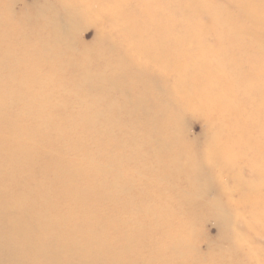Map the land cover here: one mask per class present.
Here are the masks:
<instances>
[{"label": "rangeland", "instance_id": "1", "mask_svg": "<svg viewBox=\"0 0 264 264\" xmlns=\"http://www.w3.org/2000/svg\"><path fill=\"white\" fill-rule=\"evenodd\" d=\"M59 1L0 0V13L3 15V19L0 20V33L4 35L0 42L5 52V58L9 60L7 68L15 67L19 68L18 73L25 70L24 73L34 74L30 79L26 76L22 77V74L18 75L15 81L26 83L32 81V90H36L29 94H26L24 90H16L20 98L14 96L7 105H3L9 113V121H12L11 126L13 127L7 123L0 125L1 139H27L26 134L28 133L25 130V125H31V122L35 124V136L50 138L52 137V134L49 133L51 120L45 118L49 115L52 120L62 118L77 124L79 130L74 133L76 137L69 135L72 139L69 138L65 141L71 143L77 139V142H80L79 139L83 138L88 122L79 123L76 113L80 98L85 99L87 95L70 91L83 89H71L68 88V84L70 85V81L74 77H82L80 86L86 89L87 83L93 79L92 75L104 76L107 81L112 77L117 78L118 84L121 85L120 90L124 91V95L132 98L139 94L140 104L145 105L141 108L146 109L142 112L140 104L131 105L120 94L111 92L114 90L111 86L107 85L102 89L95 88L94 90L98 93L95 96V101L100 107L108 108V115L105 114L106 121L109 122L107 146L105 141L80 142L84 150L87 151L86 153L72 150L55 151L41 142L34 141L31 142L32 146L39 148L42 153H53L63 162H83L85 155L90 156V161L99 169H103L100 173H104L100 175L99 171L93 170L87 176L86 182L83 181L78 186L79 189H85L89 184H93L95 189L104 183L109 186V183L120 172L128 171V179L124 180V182L128 181L127 188H131L137 195H141L143 194L142 188L135 179L139 177L146 181H152L155 183L153 186L155 190L150 200L156 202L161 208L170 209L171 205L168 203L171 200L166 201L167 194L171 191L176 193V191H180V188L188 189L189 184L185 182V178L189 174H185L186 170L178 172L176 169L170 168L168 175L162 180L158 174L159 171H155L157 167L154 160L147 157V161L154 164L152 171L157 175L153 176L147 171L148 176L145 170L141 172L142 170L136 166V155H134L139 149L143 154L146 151L147 146L144 143L140 146L141 139L148 135L145 124L155 120L158 123L161 117H166L170 136L175 139L174 141L183 144V150H189L190 157L199 163L197 167L201 169L199 171L201 179L195 184L196 190L191 194L192 198L195 194L193 198L195 204L192 203L195 214L190 217L191 221L187 222V231L190 230V233L186 239L190 244L192 254L197 258L202 256L207 260V263L213 259L210 263L217 264V257L211 253L218 251L226 253L229 247L237 245L238 248H235L233 252L239 253L243 259L240 264H264V221L258 220V218L253 222L252 219L253 215L264 213V200L263 203L256 206L250 205V201L247 200V192L234 188L236 186L234 179L221 168L212 165L205 150L210 134V126L207 125L205 112L209 110L199 109L198 105L202 101V97L196 93L197 91L204 92L205 96L213 98V93L225 90L236 100H244L242 103L240 102L241 105L246 103L253 108L257 105L259 112L256 119L252 117V120L247 121V124H250V130L255 122L254 127L257 131L264 129V100L258 99L254 93L246 97L240 91L245 90L241 84H243V79L248 76L250 64L252 62L264 63V0H146V2L145 0H117L118 4L125 1L118 9L111 7V3L107 0V15H109L107 23L100 18L101 11L99 9H102V5L100 7L97 0L89 3V9L98 12L97 18L91 14L90 18L82 15V18L72 19V27L60 32L61 36H57L56 41H53L54 38L56 39L55 36L44 34L47 38L44 40V47L52 48L54 46L65 52L59 57H53L52 54L51 58H48L46 53L42 54L43 50L41 52L35 50L41 48V45L38 37L32 35L36 25L39 26L42 23L41 17L55 16L62 21L68 20V12L72 10L70 8L74 7L80 13L86 7L85 3L77 4L65 0L66 4L62 9L61 5L59 6ZM104 1L106 0H101V4ZM151 11L153 20L150 18ZM146 13L148 18H145ZM4 16L9 18H4ZM138 17L143 27H148L150 21L152 23L158 20L160 23H166L167 29L164 35L167 40L164 41L156 36L155 30L138 26V22L135 20ZM131 18H134V21L129 23ZM98 26L105 38L107 37V41L102 42L101 38H97ZM131 32L135 35H132ZM7 33L10 37H6ZM130 38H138L140 45L128 44ZM46 40L48 45H46ZM175 40L178 43L173 47L169 46ZM250 44H254L251 47L262 48L263 53L259 54L253 50L249 46ZM24 48H27L29 53L22 57V54L19 55V53ZM198 51H204L202 62H207V70H210V73L205 75L206 72L203 71L202 73L195 72L194 78L185 84L184 90L188 91L181 92L175 86L177 82V73L175 72L178 66L185 62L190 65V69L186 70L187 74L196 70L192 66V62L196 58H190L189 54H195ZM176 53L181 56L180 60L177 59L175 63L171 62L170 64L171 56L178 57ZM69 57L79 63L78 69L63 64V61ZM26 63L29 65L26 66ZM30 68H33V73L32 70H29ZM136 69L137 71H135ZM27 70L29 71L26 72ZM259 71L262 70L258 68L257 72ZM2 75L4 79L8 77L7 72L3 71ZM259 76V82L253 85L260 87L259 90H264V73ZM59 82L65 84L68 88L66 90L69 91L62 92L58 88ZM38 85L41 87L40 90ZM228 85H233L234 92L227 87ZM53 87H57L58 90ZM52 90H54L53 94ZM100 90H106V92ZM107 90H110L109 94ZM45 93H50V96L45 98ZM242 95L245 98H242ZM262 95L264 98V93ZM190 96L193 98L191 106L185 104ZM107 97H111L112 104ZM88 99L89 97L85 101ZM203 101L212 107V103L204 99V96ZM42 107L47 108L41 110ZM153 119L154 121H152ZM99 123L106 122L101 120ZM159 123L161 125L160 121ZM4 125H8L7 128L10 131ZM160 125H155L159 128L156 129L158 134L162 131ZM261 125L263 128L259 127ZM19 130L25 133H20ZM231 133L234 135L232 140L236 141L238 134L234 131ZM246 134V138H252V136L257 138L252 135V131L251 134ZM262 134L264 135V131ZM233 152H236L235 148ZM162 154L166 156L167 153ZM110 158L113 163L107 162ZM119 164L122 168L119 167ZM164 164L165 162L161 166ZM53 166L56 167L51 163L50 167ZM71 166L65 165L63 169L71 171ZM125 166H129V168L123 169ZM240 166H242L241 163L237 170ZM108 168L111 171L107 172ZM158 168H161L160 165ZM226 169L229 168L226 167ZM229 170L231 171V169ZM249 173L246 169L240 168L238 170L239 180L248 181ZM73 177L76 179L75 175ZM88 180L93 181L88 182ZM227 187L230 189L226 190ZM259 188L264 192L263 183H259ZM106 192H104L105 200H107ZM209 199H217L219 207H222L224 217L221 220L206 209L205 204ZM173 201L176 206L172 210L175 212H173L174 216H177L179 220L183 219L184 214L188 212L189 205H185L181 201L177 202L175 198ZM106 204L107 202L101 204V208L103 209ZM112 213L115 219L131 217L124 216L121 209L112 210ZM228 219L230 220V235L227 236L222 234L221 221ZM154 236V239H158L159 233ZM115 237L121 240L126 237V234L120 231ZM232 240L238 244H234ZM146 249L149 252L150 248Z\"/></svg>", "mask_w": 264, "mask_h": 264}, {"label": "bare ground", "instance_id": "2", "mask_svg": "<svg viewBox=\"0 0 264 264\" xmlns=\"http://www.w3.org/2000/svg\"><path fill=\"white\" fill-rule=\"evenodd\" d=\"M94 1L97 0H69V2H76L77 4L85 3L86 7L80 13L75 10L76 8H70L72 10L68 12V20L62 21L55 16L41 17L42 23L39 26L36 25V31H32V35L34 34L35 37H38L41 45V48L35 50L40 52L43 50L42 54L46 53V56H49L48 58H51L52 54L54 55L53 57H59L62 53H65L61 48L56 49L53 45L52 48L44 47L46 38L44 34L55 36L56 39L54 38L53 41H56L58 39L57 36H61L60 32L69 30L72 27V19L82 18V15L90 18L91 14L97 18L98 12H93V10L89 9V3ZM108 1L111 3V7H115L114 9H118L125 2L122 1L118 4L117 0ZM98 2L100 7L102 5V9H99L101 11L100 18L107 23V18H109V15H107V0L102 4L101 0H98ZM58 3L59 6L61 5L60 8L64 9L65 0H60ZM4 18L9 17L4 16ZM145 18H148L147 13ZM150 18L153 20L152 11ZM2 19L3 15L0 13V20ZM135 20L138 22V26L143 27L139 17ZM133 21L134 18H131L128 22L131 23ZM143 23H145L144 20ZM149 23L148 27L143 28L155 30L156 36L166 41L167 39L164 35L167 29L166 23H160L158 20L152 23L150 21ZM97 28V38H101L102 42L107 41V37L105 38L99 26ZM131 34L135 35L133 32ZM3 37V33H0V41ZM6 37H10L9 33H7ZM45 42L48 45L47 40ZM176 43H178L177 40L171 42L169 46L173 47ZM128 44L139 46L140 41H138V38H130L128 39ZM253 45L250 44L249 46ZM251 48L259 52V54L263 53L262 48L255 46ZM27 53H29L28 49L24 48L19 55L22 54L21 56L23 57ZM204 54V51L189 54L190 58H196L192 62V66L196 70L191 71L190 74L186 73V70L190 69L188 63L185 62V64L182 63L178 66L175 72L177 73L175 86L181 92L188 91L184 90L185 84L191 78H194L195 72L202 73L203 71L206 72L205 75L210 73V70H207V62H202ZM176 55L178 57L171 56L169 59L170 64L171 62L175 63L177 59L180 60L181 56L178 53ZM8 62L9 60L5 58V52L0 42V125L7 123L10 127H13L11 126L12 121H9V113L4 109L3 105H7L14 96L20 98L16 90H24L26 94L36 90H32V81L28 83L15 81L18 75L22 74V77L26 76L30 79L34 74L24 73L25 70H21V73H18L19 68L16 69L15 67L8 69ZM63 64L71 65L76 69L79 68V63L70 57L65 59ZM25 65L28 66L29 64L26 63ZM263 66L264 63L262 64V62H252L250 64L248 76L243 79V84H241L243 89H245L240 90L244 93V96L249 97L254 93L258 99L264 100L262 95L264 90H259L260 87L253 85L259 82V75L264 73ZM258 68L262 71L257 72ZM60 69H62L61 66ZM29 70H32L33 73V68ZM3 71L8 73V77H5L6 79L2 75ZM139 71L141 70L139 69ZM85 76L88 77V75ZM92 77L93 79L87 83L86 89L80 86L82 77H74L70 81V85L68 84V88L83 89L70 91H77L78 94H86L89 97L87 101H85L87 97L85 99L80 98L76 113L79 123L88 122L86 124L87 130L79 141L81 143L85 141H105L107 146L109 122L108 120L106 121L105 114L108 108H102L97 104L95 96L98 93L94 89H102L107 87V85L108 87L111 86L114 89L111 92L120 94L131 105H139L141 99L139 94L132 98L126 97L124 91L120 90L121 85L118 84L117 78L112 77L107 81L104 76L92 75ZM227 87L233 90V85H228ZM40 88L39 86V90ZM58 88L64 93L69 91L66 90L68 89L67 86L60 82ZM58 88L53 87L56 90ZM100 91L106 92V90ZM109 91L107 90L108 94ZM53 92L54 90H52V94ZM196 93L202 97V101L198 105L199 109L206 108L209 110L205 112V115L207 116V125L210 126L211 135L209 134L207 139L209 141L205 150L212 161V165L214 164L216 167L221 168L234 179L236 184L235 187L233 186L234 188L247 192V200L250 201V205L256 206L259 203H263L264 192L259 188V183L264 184V135L262 134L264 129L257 131L254 127L255 122L250 130V124H247V121H251L252 117L256 119L259 107L256 105L253 108L246 103L241 105L240 102L242 103L244 100H236L234 96L228 95L225 90L213 93V98L205 96L204 92L197 91ZM202 95L204 99L212 103V107L203 101ZM243 95L242 98H245ZM49 96L50 93H45L44 97L48 98ZM107 99L112 104L111 97H107ZM138 99L139 101H137ZM191 100H193L192 96L187 99L185 104L191 106ZM46 104L48 103L46 102ZM139 106L141 111L144 112L146 108L142 109L141 106L145 107V105L141 103ZM45 108L47 107H42L41 110ZM45 118L51 120L49 133L52 134V137L50 138L44 136L38 138L35 136L34 122H31V125H25V130L28 133L26 134L27 139L12 138L2 140L0 137V264H211L210 262L213 259L207 263V260L202 256L200 258L195 257L186 239L190 233V230L187 231V222L191 221L190 217L195 214L192 207V203L195 204V201L193 202L195 194H193V198L191 194L192 191L193 193L195 192V184L201 179L199 174L201 169L197 167L199 163L190 157L189 150H183V144L174 141L175 139L170 136L166 117L159 119L161 125L159 121L157 123L154 119L152 120L154 122L149 121L145 124L148 135L141 139L140 146L144 143L147 146L145 148L146 151L143 154L139 149L134 154L133 150V154L136 155V166L142 170L141 172L145 170L147 175L148 171L151 175L157 176L152 171L154 164L157 167L155 171H159L158 174H160L162 180L166 178L170 168H174L178 172H185L186 170L185 174H189L185 178V182L189 184L188 189L180 188V191H176V193L171 191L167 194L168 199L166 201L171 200L168 203L171 205L170 209L161 208L156 202L150 200L155 190L153 187L155 183L152 181H146V179L139 177L135 179L140 188H142L143 194L141 195H137L135 190L133 192L131 188H127L128 181L124 182V180L128 179V171L120 172L109 183V186L104 183L101 187L98 186L95 189L93 184H89L85 189H79L78 186L83 181L86 182L87 176L93 170L99 171L101 175L104 173H100L103 169L96 167L90 161V156L87 155L84 156L83 162H63L53 153H42L39 148L33 147L32 141L41 142L55 151L87 152L84 150L83 145L77 142V139H74L71 143L65 141L69 138L72 139L69 135L76 137L74 133L79 130L77 124L62 118L60 120H52L49 115ZM101 120L106 123H99ZM157 124L162 126L160 134L156 131V129H159L155 126ZM8 125H4L7 130H9L7 128L9 127ZM240 126L242 127L240 128ZM259 127L263 128V125ZM231 131L238 134L236 141L232 140L234 135H232ZM251 131L253 132L252 135L257 138H253V136L252 138L245 137L247 136L246 133L251 134ZM19 132L25 133L22 130H19ZM234 148L236 152H233ZM162 153L167 154L164 156ZM147 157L154 160V164L148 162ZM165 158L168 159L165 160ZM107 162L113 163L112 158ZM163 162L165 164L161 166ZM51 163L56 165V167H50ZM240 163L242 165L240 168L250 172L248 181L239 180L238 170L240 168L238 170L237 168ZM65 165H72L71 171H65L63 169ZM159 165L161 168H158ZM119 167H121V164H119ZM226 167L231 169V171L226 169ZM128 168L129 166H125L123 169ZM108 171L111 170L108 168ZM74 175L76 179L73 177ZM229 187L231 188V186ZM229 187L226 190H229ZM94 191L96 192L95 194ZM104 192L107 194V200L104 198ZM174 198L177 202L181 201L183 204L189 205L188 212L184 214L183 219L179 220L177 216H174V211L172 212L176 208L173 201ZM106 202V206L102 209L101 204ZM205 205L206 209L217 216L219 220L224 217V213L221 210L222 207H219L217 199H209ZM115 209H121L124 216L131 217L128 219H115L112 213V210ZM252 219L253 222L257 219L264 221V213L253 215ZM229 221V219L221 221L222 234L227 236L230 235ZM247 225L249 224L247 223ZM120 231L126 234V237L121 240L115 237ZM156 233H159L158 239H154ZM232 242L238 244V242L233 240ZM146 248H150L149 252ZM235 248H238V246L232 245L226 250V253L218 251L211 254H215L217 257V264H240L243 259L239 253L233 252Z\"/></svg>", "mask_w": 264, "mask_h": 264}]
</instances>
